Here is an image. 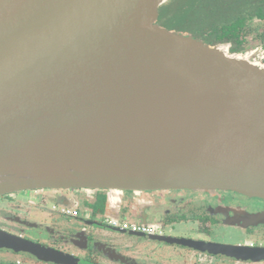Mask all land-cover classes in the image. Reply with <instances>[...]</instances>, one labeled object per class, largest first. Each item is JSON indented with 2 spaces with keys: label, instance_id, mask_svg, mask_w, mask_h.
<instances>
[{
  "label": "water",
  "instance_id": "water-1",
  "mask_svg": "<svg viewBox=\"0 0 264 264\" xmlns=\"http://www.w3.org/2000/svg\"><path fill=\"white\" fill-rule=\"evenodd\" d=\"M167 1L0 0V195L91 187L264 198V68L157 25ZM137 236L264 261V246ZM0 248L67 264L3 231Z\"/></svg>",
  "mask_w": 264,
  "mask_h": 264
},
{
  "label": "flooded vegetation",
  "instance_id": "flooded-vegetation-1",
  "mask_svg": "<svg viewBox=\"0 0 264 264\" xmlns=\"http://www.w3.org/2000/svg\"><path fill=\"white\" fill-rule=\"evenodd\" d=\"M240 29L239 35L229 36L230 39L220 45L225 46L229 53L240 54L264 68V15L247 19ZM204 44L216 45L206 42ZM47 189H24L0 195V205L4 207L12 205L9 199L14 198L15 194L26 193L36 198V202L31 204L32 214L23 216L0 209V231L61 254L66 257L67 264H72L74 260L79 264H264V261L237 262L233 259L207 256L176 245L171 246L179 247L178 250L171 252V255H165L164 251L170 250L167 246L169 244L158 242L165 245L163 248L155 244L157 241L137 236L150 234L250 247L264 246V198L215 190L210 201L203 197L205 195L193 197L189 191L183 189H117L122 190L120 200L112 197L106 201L109 190L107 188H50L57 190L54 193ZM80 189H83L84 194H77ZM153 199H157L158 203L152 204ZM146 200L151 204L145 209L147 215L161 218L162 226L176 223L178 226L193 221L196 223L194 232L203 231L207 235L200 236L198 232L193 233L192 229L185 235L176 236L165 234L161 230L153 231L149 227L150 232L146 233L131 231L128 227L140 226L136 201H142L143 204ZM113 204L116 205L112 206ZM86 206L91 210H87ZM117 207L122 211L117 212ZM79 209H82L84 216H79ZM112 210L116 212L109 219ZM212 229H220L218 231L222 240L210 238ZM242 237L244 239L241 241H235ZM141 238L145 241H141ZM0 264L61 263L44 261L20 250L15 252L0 248Z\"/></svg>",
  "mask_w": 264,
  "mask_h": 264
},
{
  "label": "trees",
  "instance_id": "trees-1",
  "mask_svg": "<svg viewBox=\"0 0 264 264\" xmlns=\"http://www.w3.org/2000/svg\"><path fill=\"white\" fill-rule=\"evenodd\" d=\"M157 13L160 27L220 45L247 19L264 15V0H168Z\"/></svg>",
  "mask_w": 264,
  "mask_h": 264
},
{
  "label": "rangeland",
  "instance_id": "rangeland-1",
  "mask_svg": "<svg viewBox=\"0 0 264 264\" xmlns=\"http://www.w3.org/2000/svg\"><path fill=\"white\" fill-rule=\"evenodd\" d=\"M47 190H51V189L48 188ZM67 190H69V189H67ZM80 190L81 191H78L77 194H84L83 193L84 192L83 189H80ZM51 191H53V193H54L57 190H51ZM121 191L122 190H118L117 191V190H114V189L108 190L107 195H106L107 196L106 201L108 199H112V197L118 198V201H119L120 200V197H121L120 196ZM187 191H189V193L193 197L194 196L200 197V196L205 195L203 197H206L207 199H210V201L213 198L212 197L213 195L211 196V194L213 193V191H208V192L207 191H196V190L195 191L187 190ZM129 198L131 200V197H129ZM127 199L128 198H126V200ZM9 200L12 201V205H8V206H5V207L0 205V209H4L3 211H5V212H15V213H18V214L23 215V216L25 214L27 215V213L32 214L33 208H31V207H33V205H31V204H32V202H36V198L32 197L31 194L29 195V194H26V193H23V194H15V197L14 198H10ZM153 200H152V204L153 203H158L157 199H153ZM133 202H135V201H133ZM136 203L138 205L137 218L139 220L138 222H140V223H138L140 226L142 225V226L149 227L153 231L161 230L165 234H170V235H173V236H176V235H185L186 232H188V230L191 231V229L193 230L192 231L193 233H197L198 232V231L194 232V228H196L195 227L196 226V223L193 222V221H189L187 224L178 225V226H177L178 223L172 224L171 226H169V225L168 226H162L163 224H160L161 218H159V217L152 218V217H150V216L147 215L145 209L151 205L149 203V200L148 201L146 200L145 203H143V204H142V201L141 202L140 201H138V202L136 201ZM165 204H168V203H165ZM115 205L116 204H113L112 206H115ZM67 206L68 205H66V207ZM86 209L87 210L88 209L91 210L89 206H86ZM118 209H119V207H117V210H116L117 212L118 211H120V212L122 211V209L121 210L120 209L118 210ZM78 211H79V216H84L82 209H79ZM112 211H114V212H112ZM112 211H110V213H109V216H108L109 219H111L114 216L115 212H116L115 210H112ZM177 214L178 213H174V215H177ZM172 217H174V216H172ZM165 222H166V220L164 221V223ZM188 227H189V229H188ZM226 228H229V227H226ZM218 230H220V229H217V230L212 229V232L214 234L212 233L213 235L212 234L210 235L211 236L210 237L211 239L222 240L221 234H220V232ZM198 233H199L198 235H200V236L207 235V233H204L203 231L198 232ZM133 239H135V238H133ZM242 239H244V238L243 237L241 239L240 238H237V239H235V241H238L239 242ZM140 240L141 241H145V240H142V238ZM153 243H155V242H153ZM155 244L156 245H159L160 247H163V248L165 246L164 244H161V243H158V242H156ZM167 246L170 247V250L169 251H166V252L164 251L165 255H171V252L176 251L179 248V247H175V246H171V245H167Z\"/></svg>",
  "mask_w": 264,
  "mask_h": 264
},
{
  "label": "built area",
  "instance_id": "built-area-1",
  "mask_svg": "<svg viewBox=\"0 0 264 264\" xmlns=\"http://www.w3.org/2000/svg\"><path fill=\"white\" fill-rule=\"evenodd\" d=\"M125 225H123L124 227ZM130 228L131 231H141V232H150V229L148 227H145V226H131V227H128Z\"/></svg>",
  "mask_w": 264,
  "mask_h": 264
}]
</instances>
